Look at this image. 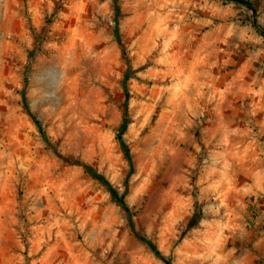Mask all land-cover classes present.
<instances>
[{
	"label": "rangeland",
	"instance_id": "374dc122",
	"mask_svg": "<svg viewBox=\"0 0 264 264\" xmlns=\"http://www.w3.org/2000/svg\"><path fill=\"white\" fill-rule=\"evenodd\" d=\"M0 0V264H264V0ZM129 122L117 139L125 99ZM195 199L201 217L191 227Z\"/></svg>",
	"mask_w": 264,
	"mask_h": 264
},
{
	"label": "trees",
	"instance_id": "16d2710c",
	"mask_svg": "<svg viewBox=\"0 0 264 264\" xmlns=\"http://www.w3.org/2000/svg\"><path fill=\"white\" fill-rule=\"evenodd\" d=\"M114 2V12H115V21H116V26L114 27V34L117 38V40L119 41V43L121 44V39H120V34H119V29L117 26V18L120 12V5L118 4V0H113ZM240 2H243L244 4H246L249 9L252 11V14L255 13L256 8L253 4V2L251 0H240ZM252 24L258 29V31L264 35V27H262L261 25H259L256 21L255 18H252ZM125 55V59H126V64H127V71L126 73L123 75L122 77V86L124 89V94H125V99L123 102V112H122V120L121 123L119 125L118 131H117V139L118 142L120 144V147L123 151V154L125 156V158L128 161L130 170L128 172V174H130L133 170V161H132V156L130 153V148L128 146V144L126 143L125 139L123 138V133L127 127V124L129 122V116H128V110H127V96H128V88H127V81L128 79L133 76V68L132 65L130 64L129 58ZM22 97L24 100V106L28 112V114L30 115V117L34 120V123L36 124L43 140L47 143L50 144L52 149L54 150V152L63 160L71 163V164H75V165H79L82 166L84 168V170L96 181H98L110 194V196L113 198L114 201L118 202V204L124 209L125 214H126V219L128 222V225L130 227V230L132 232V234L141 242H143L144 244H146L149 249L154 253L155 256L159 257L160 259H162L164 261L165 264H170V258L163 255L161 253V251L158 249L157 245L155 244V242L145 236L143 233H141L136 227H135V223L134 220L132 218V212L128 206V204L125 202V195L127 194V184H128V179L126 177V181H125V189L122 192H119L118 189L107 179V177H105L104 174H102L101 172H99L97 169H95L91 164L84 162L78 158L75 157H69L64 155L63 153H61L56 146L50 141L47 133L45 132V130L43 129L41 123L39 122V120L35 117V115H33V113L31 112L27 101L25 100L24 97V92H22ZM195 212L192 214L191 219L188 223V227L193 226L194 224L197 223V221L200 219L201 217V213H200V208H199V203L197 201V199H195Z\"/></svg>",
	"mask_w": 264,
	"mask_h": 264
},
{
	"label": "crops",
	"instance_id": "0c3cea01",
	"mask_svg": "<svg viewBox=\"0 0 264 264\" xmlns=\"http://www.w3.org/2000/svg\"><path fill=\"white\" fill-rule=\"evenodd\" d=\"M248 264H258L257 256L251 255Z\"/></svg>",
	"mask_w": 264,
	"mask_h": 264
}]
</instances>
